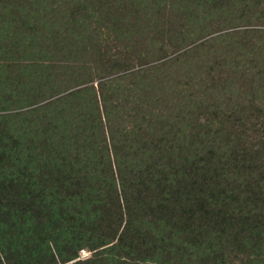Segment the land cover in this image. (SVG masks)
I'll return each mask as SVG.
<instances>
[{"label":"trees","instance_id":"1","mask_svg":"<svg viewBox=\"0 0 264 264\" xmlns=\"http://www.w3.org/2000/svg\"><path fill=\"white\" fill-rule=\"evenodd\" d=\"M0 264H264V0H0Z\"/></svg>","mask_w":264,"mask_h":264},{"label":"rangeland","instance_id":"2","mask_svg":"<svg viewBox=\"0 0 264 264\" xmlns=\"http://www.w3.org/2000/svg\"><path fill=\"white\" fill-rule=\"evenodd\" d=\"M239 29H244V27L243 28H239ZM69 63H76V62L75 61H69ZM90 256H91V252H89L88 250H81L79 252V258L82 259V260L87 259Z\"/></svg>","mask_w":264,"mask_h":264}]
</instances>
